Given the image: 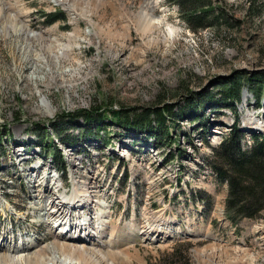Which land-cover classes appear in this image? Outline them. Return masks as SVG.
I'll list each match as a JSON object with an SVG mask.
<instances>
[{
  "label": "rangeland",
  "instance_id": "obj_1",
  "mask_svg": "<svg viewBox=\"0 0 264 264\" xmlns=\"http://www.w3.org/2000/svg\"><path fill=\"white\" fill-rule=\"evenodd\" d=\"M67 2L0 0V125L10 134H3L0 146V254H8L0 264H15L17 255L35 256L16 251L20 237H32V231L37 249L49 245L40 256L50 251L54 221L48 214L53 204L61 206V196L72 195L75 184L94 202L68 209L73 222L89 207L86 216L93 222L98 198L107 213L109 227L101 239L95 236L103 251L87 245L99 264H156L175 247L187 264H264V212L228 221L227 188L210 167L213 149L231 129L235 113L239 129H249H240L245 145L252 134H264V97L257 106L247 80L234 102L236 111L220 104L223 78L257 73L264 78V0H216L228 23L221 19L219 31L198 33L168 0ZM53 12L65 18L45 24V14ZM142 13L152 22L146 32L139 25ZM21 26L38 37L26 38ZM67 44L59 61L48 52ZM37 54L44 58L35 61ZM188 104L194 111L185 114ZM166 106L161 141L144 131L121 140L111 134L109 142L78 139L72 147L60 136L80 137L74 125L83 124V117L68 121L62 134L44 124L79 108L123 107L139 114L151 107L157 109L151 116L156 126ZM156 217L174 219L168 224L175 234L161 242L142 240L139 227H152ZM180 253L174 258L180 260Z\"/></svg>",
  "mask_w": 264,
  "mask_h": 264
},
{
  "label": "trees",
  "instance_id": "obj_2",
  "mask_svg": "<svg viewBox=\"0 0 264 264\" xmlns=\"http://www.w3.org/2000/svg\"><path fill=\"white\" fill-rule=\"evenodd\" d=\"M169 4L176 5L180 18L186 23V26L193 32H200L204 29H212L219 31L221 19L224 24L228 23L229 17L224 12V7L220 6L216 0H168ZM45 24H51L58 19L65 18L61 12H53L45 14ZM221 80V79H220ZM247 80V86L252 91L253 97L257 100L256 105L260 106V99L264 97V78L261 73L245 77L238 75L234 77L223 78L220 82L221 102L222 106L228 107L236 111L234 105L235 100L240 98V92L243 87V82ZM247 87V88H248ZM248 94V93H247ZM250 95V94H249ZM211 96L206 94L203 99L208 102ZM131 108L99 107L79 108L75 111H63L56 115L55 118L44 122L48 127H51L55 134H62L69 122H73L74 117L81 116L84 118L83 124H75L81 136L75 138L70 134H62L60 140L72 147L79 139L94 141L98 137L108 140L111 134L106 131L109 125H115L121 128L120 131L124 134L130 132L149 131L156 133L158 141H161L164 130L163 123L165 122V112H170L168 106L163 108L157 116V125H152L151 116L155 114L157 109L147 107L142 113H135ZM185 114L189 111L193 112L194 108L188 104L184 109ZM157 114V113H156ZM192 114V113H190ZM234 121L231 124V129L223 137L220 144L213 149V157L210 162V167L218 181H222L227 185L225 197V211L227 217L232 223L246 219H255L264 212V134L254 133L250 136L251 142L248 145L244 144L245 133L242 132L237 123V113L234 114ZM62 124V126H61ZM72 125V124H71ZM45 126V125H44ZM46 127V126H45ZM102 131V133H101ZM122 133L115 132V135L122 136ZM3 134L10 136L6 125H0V146L3 139ZM48 140H52L51 137ZM170 142L171 140L168 139ZM174 142L176 140H173ZM48 146L51 145L48 143ZM4 152V150H3ZM56 156V153L53 154ZM178 247L162 258H159L156 264H187L185 257L182 256ZM177 253L181 254V259H175ZM182 261V263H181Z\"/></svg>",
  "mask_w": 264,
  "mask_h": 264
},
{
  "label": "bare ground",
  "instance_id": "obj_3",
  "mask_svg": "<svg viewBox=\"0 0 264 264\" xmlns=\"http://www.w3.org/2000/svg\"><path fill=\"white\" fill-rule=\"evenodd\" d=\"M48 1L54 2L57 0H48ZM60 2L62 4H66V3L68 4L67 0H60ZM56 4H57V2H56ZM7 18L9 19L8 21L16 20V18L13 15L12 16L7 15ZM138 20L141 21V22H139V25H140V28L142 29V31L146 32L147 30H149V28L152 25V22L149 18H146L145 13H142ZM156 25L159 27L162 24L160 22L156 21ZM19 29L25 33L24 36L28 39L38 37L35 34H32L31 33L32 31H28L27 26H21ZM24 30H26V31H24ZM168 32H169V35L173 38V34H174L173 29L168 27ZM53 39L57 42V40H59L60 38L54 37ZM70 41L71 40L68 39L69 43H70ZM49 44H50V42H49ZM69 47H70V45L67 44L59 52H56L55 50H52L48 47V49H49L48 52L53 54V59H56L57 61H59V59L62 58L61 56L66 55V52H67ZM52 51H53V53H52ZM40 55L41 54H37L33 59L35 61L42 60L44 57H40ZM247 95L248 94L246 93L244 99H246ZM84 193H86V195H84ZM74 194H75V196H74ZM65 196H61L59 198L60 200L58 198H56L60 202L61 206L57 207L53 204V209L55 207L56 208L53 210L54 212H50V214H48L49 217L51 218V220L54 221V223L51 225L52 228L49 229L52 232V237H53L52 242L50 243L52 245L50 251L46 255L40 256V251H43V252L46 250L48 251L49 245L45 244V246H43L41 248V250H39V249H37L38 245H37L36 239L34 237L31 238V240L23 239L22 237H20V241L22 244H20V247L16 251H18V253H19V251H26V252H33L36 254H35V256H34V254H28L26 257H24L23 255H17L15 257L17 262H15V264H23L22 262H24V261L26 264H84V262H86V264H89V263L90 264H99L97 262V258H98L97 252L94 253L91 250H89L87 245L89 244L90 247H95L96 249L101 248L100 252L103 251L102 246L100 244H98L99 243L98 239H101V235H103V229H105L106 226L109 227V225L107 224L109 222L104 221V219H103L107 213H106V210H104L103 207L101 206L102 199L98 198L95 201V203H97V207L99 208V210L97 212L94 211L95 213L93 212L95 215V219L93 222H91L90 219L88 218V216H90V215L86 216V214H88V211L90 210V207H89V209L86 211V214H84V215L82 214L83 215V216H81L82 219L78 220V222L75 223V222H73V219H72L73 215L70 212H67V213H65V212L68 209L73 210L75 207H78L80 205V204H78V202L86 201V203H88V202L92 203L94 201L91 199V195L88 194V191L84 188V186L83 185L80 186L78 184L74 185V189H73L72 195L70 197L66 198ZM81 196H83V197L80 198ZM84 196H86V198ZM63 200L66 204L63 202ZM163 223H165V221H162L156 217V220L155 221L153 220V226L152 227L149 223H145V224L141 225L140 231H139V233L141 234V237L146 239V240H150V241H154V240L158 241V242L163 241L165 239V236H167V235L164 233H161L158 230H161V228L164 227L169 231L172 230V232H173V227L171 225L166 223L163 226ZM111 227H112V230H114V226H111ZM150 227H151V230L149 229ZM182 232H184V231L182 230ZM96 234L99 235L98 239L95 238V236L97 237ZM167 234H169V233H167ZM110 235H112V234L110 233ZM94 239H97L98 241L92 242ZM85 240H86V244L84 243ZM104 243L106 245L105 240H104ZM12 252L15 253V250H13ZM90 253H93V255H91ZM6 255H8V254H6ZM6 255L0 254V259L6 258L7 257ZM102 256L105 259L107 258L104 255H102Z\"/></svg>",
  "mask_w": 264,
  "mask_h": 264
},
{
  "label": "water",
  "instance_id": "obj_4",
  "mask_svg": "<svg viewBox=\"0 0 264 264\" xmlns=\"http://www.w3.org/2000/svg\"><path fill=\"white\" fill-rule=\"evenodd\" d=\"M240 129H242L243 131H249V129L247 128V129H245V127H242V128H240ZM259 131V130H258Z\"/></svg>",
  "mask_w": 264,
  "mask_h": 264
}]
</instances>
